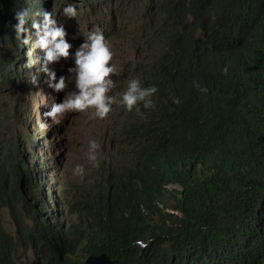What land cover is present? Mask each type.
Here are the masks:
<instances>
[{"label":"trees","instance_id":"obj_1","mask_svg":"<svg viewBox=\"0 0 264 264\" xmlns=\"http://www.w3.org/2000/svg\"><path fill=\"white\" fill-rule=\"evenodd\" d=\"M45 1L0 0V264H32L16 256L18 247L43 264H85L101 255L119 264H264V0L145 1L142 16L157 26L159 44L143 46L133 76L156 85V107L141 109L144 117L112 114L118 150L99 160L89 185L47 173L59 191L44 193L57 209L50 220L38 219L28 199L46 181L48 165L42 156L39 167L31 165L37 156L30 142L4 131L11 111L29 101L16 97L13 106L16 91L38 98L32 77L41 63L33 47L34 62L25 64L28 45L14 42V12L27 7L31 19L41 9L59 17L65 3L103 10L111 24L103 32L111 36L119 0ZM131 74L125 65L124 76ZM33 147L42 150L41 140Z\"/></svg>","mask_w":264,"mask_h":264},{"label":"clouds","instance_id":"obj_2","mask_svg":"<svg viewBox=\"0 0 264 264\" xmlns=\"http://www.w3.org/2000/svg\"><path fill=\"white\" fill-rule=\"evenodd\" d=\"M78 11V8L73 3H65L61 14L66 19H74L78 15ZM37 15L40 17L39 20L31 19L30 10L27 7L16 9L13 17L15 23L12 25V29L15 37L14 42L16 41V44H20L21 46L28 45V47H30H27L28 51L26 50L27 55L25 64L30 65L28 60L30 61L31 58H35V51L33 50V47L38 50L36 58H39L41 63L39 67L36 66L37 78L39 77L38 73L40 71L46 74L48 84L45 88L47 89L46 94L49 93L50 89L52 92H63V90L67 87L65 75L61 74L57 77L55 69L50 68L49 65L54 62H59L61 59L67 60L69 57L72 59V64L67 67L66 71L73 74L71 82L74 90L67 95V98L50 104L47 111L44 112V115L47 116L44 117L46 122H51L52 120L54 123L59 124L61 122L62 114L70 111L81 113L88 111L92 117L102 119V121L105 122L103 119L108 118L110 115L109 113L113 111L117 105L122 107L125 112H135L138 116L144 117L145 112L141 109H154L156 107L153 99L154 94L157 92L156 85L149 84L145 86L141 79L137 76L129 78L126 86H124L118 94H110L111 90L116 87V82L113 79V77L117 74L116 66L113 63H110V61L113 60L115 49L111 46L108 38L104 35L105 33L99 27H96L95 30L87 32L84 39H82L79 45L73 49L72 43L66 39L68 33L64 24L58 22L53 12L41 9ZM29 21L31 29L34 30V41H32V35L30 34V29L27 26ZM73 40L74 43H76L77 39L73 37ZM30 41L33 43L30 44L31 46H29ZM143 46L135 47L138 55H141L140 62H142L145 57ZM70 49H73V51L70 52ZM29 50H31V52H29ZM8 51L12 53V47H8ZM31 62H34L33 59ZM26 75V78H29L30 73H27ZM41 75L42 74H40V79ZM37 78L35 75L32 77L33 84L37 83ZM36 86L38 87L39 84L37 83ZM44 96L38 94V98H36V100L29 99V103L31 104L33 102L34 106L40 104L42 105L41 101ZM53 97L56 99V95H54V93ZM57 98L61 97L59 96ZM172 102L174 104H179L181 100L179 97L173 96ZM30 104L23 106L25 107V110L21 117L18 118L19 122L22 118H25L26 113H31L30 111L32 108L35 112H37V114L41 115V108H34L30 106ZM31 114L35 115L34 112ZM10 116L15 118L14 124H18L16 117L13 114H10ZM41 119L42 121H40V126L43 131H45L46 123L43 118ZM37 125L38 124L35 126V131ZM109 125L111 127L110 132L113 138L121 139L118 134L119 128L111 124ZM94 130L97 132V128ZM28 136L29 138L25 139L30 142L28 150L37 156L34 163L30 161L31 165L39 167L38 163L41 156L47 165L50 164L46 162L45 156L41 153V149L33 147V143L35 140L39 139V137H32L29 134ZM41 142L43 144V141ZM49 145L52 146L53 144L49 143ZM42 150H46L44 145ZM58 152L59 156L56 161V165L60 171V165L62 163L60 154L63 152H60L59 150ZM102 157L108 158V154H103L101 143L99 141L94 138H90L87 142L86 153V159L90 162V164H87L86 170L83 164H75L72 168V175L74 176L72 182L75 184L80 183L89 185L94 177L92 172L99 167V160ZM46 170L48 172L50 171L48 170V166ZM51 170L54 171V166H51ZM59 173L61 172H55V175ZM83 176H87L89 179L83 180ZM45 178L48 180L47 174L44 175V179ZM48 178L53 185V195L56 196L58 191V186L56 185L57 182L55 184L52 177L48 176ZM45 183L46 181L42 184ZM45 189L48 196H51L49 187L47 186ZM44 200L47 201V204L50 207L48 202L49 199H47V197H44L43 199H40L39 197H33V199L29 198L31 209H34V202L37 206H40V202ZM35 213L37 214V212ZM40 218L41 217L38 215V219ZM36 261L39 260L34 259L32 264Z\"/></svg>","mask_w":264,"mask_h":264},{"label":"rangeland","instance_id":"obj_3","mask_svg":"<svg viewBox=\"0 0 264 264\" xmlns=\"http://www.w3.org/2000/svg\"><path fill=\"white\" fill-rule=\"evenodd\" d=\"M145 1L146 0H119L113 6V8L115 9V27L112 31L111 36H107L106 34H104L111 43V46H113L115 49L113 60L110 61V63H113L116 66L117 74L113 77L116 82V87L111 90L110 94H118V92L122 90L124 86H126L127 80L135 75V68L137 65H139V62L141 60V55H138L135 47L159 44L158 41L153 40V38L156 36L157 26L153 25L149 19L142 16L145 7ZM45 3L48 6L51 5L50 0H46ZM58 12L59 17L56 16V18L58 22L64 24V27L68 33L66 39H68L72 43L73 49L79 45L82 39H84L86 33L89 32V29L83 27L84 25H90L91 31L95 30V23L100 24V29L102 31H107L111 27L109 21V13L106 14L103 10H101L99 15H96L91 10L81 9L74 19H66L61 14L62 10ZM39 18L40 17L36 15V19L39 20ZM73 37L77 39L76 43H74ZM30 44L31 43H29V46H31ZM165 44H167V42ZM73 49H70L69 51L71 52L73 51ZM32 59L34 58H31L30 61L28 60V63L31 62ZM71 64L72 59L71 57H69V59L67 60L61 59L59 62H54L49 65L50 68L55 69L57 77L61 74L65 75L67 87L63 90V92H52V90L50 89L49 93L46 94L47 89L45 88L48 85L47 76L41 71L38 73V94L42 96L45 95L41 101L42 105L40 104L34 106L33 102L30 104L29 101L26 103V105L30 104V106L34 108L40 107L41 118H43V120L46 116L44 115V112L47 111L52 102L67 98V95L74 90L73 84L71 82L73 74L66 71L67 67ZM125 65L127 66V69L132 73L128 78L124 76ZM40 74H42L41 79ZM37 83L35 85H37ZM2 89L3 88H0V92L2 91ZM53 93L54 95H56V99L53 97ZM34 96V94L26 93L25 91L22 96L19 91H16V93H14V95L10 99V103L13 106L17 104L16 97H26L28 99H33ZM59 96L61 98H57ZM2 106L4 107V98L0 93V108ZM121 109L122 107L118 105L115 106L114 110L109 113L111 116L103 119L105 122H103L102 119L92 117L90 112L88 111L82 113L76 111L66 112L62 114L61 122L56 126L53 125L54 122L51 119V122H46L44 120L46 123L45 131H43L40 126V117L38 115L36 116L31 113H26L25 118L18 122V124H14L15 118L9 116V122L5 125L4 131L10 139L19 140L20 142L23 139L25 140L26 138H29L28 134L32 137L38 136L39 139L43 141V145L46 148V150H41V153L45 156L46 162L50 163L48 164V170H51V166H54V172H61L66 181H72L74 178V176L72 175V168L75 164H83L85 170L87 169V164H90V162H88L86 159L87 142L90 138H94L101 143L103 154H109L111 151L118 150L117 147L119 142L111 135V127L109 124H111L114 120L112 114L119 112ZM24 110L25 107H23L22 109H18V111L13 109L11 113L15 117L18 114L19 118L23 114ZM116 116L120 117L118 113L116 114ZM36 124L38 125L35 131ZM96 128L97 132H95L94 130ZM49 143H52L53 145L50 146ZM23 144L24 142L22 143V145ZM58 150L60 152H63L62 154H60V159L62 162L60 165V171L56 165V161L59 156ZM35 160L36 159H32L31 162L34 163ZM47 173L48 171L45 169L44 175ZM42 175L43 174H40V177H42ZM88 179L89 177L83 176V180ZM47 186L49 187V190L51 192V198H53V185L48 178L45 184H42L37 189L32 188L30 190L28 199H32L33 197H39L40 199H43L45 197L44 193ZM61 186L63 190H66L63 181L61 183ZM76 187L78 189H82L85 186L77 185ZM173 190H175L173 187L169 188V191ZM51 200L52 199H49V204ZM169 204H171V202ZM33 208V210L37 212L39 217L44 218V220H50V216H55L57 213V209L52 205H50V207H43L42 205L37 206L34 202ZM3 220L6 229L11 233L14 232L15 225L14 222L11 221L7 211L3 212ZM25 222L29 227H31L33 224V220L31 218H25ZM23 255H27L23 258V262H26L28 259H30L31 261L35 259L31 250H29L27 254H24L21 248L18 247L16 256L23 257Z\"/></svg>","mask_w":264,"mask_h":264},{"label":"water","instance_id":"obj_4","mask_svg":"<svg viewBox=\"0 0 264 264\" xmlns=\"http://www.w3.org/2000/svg\"><path fill=\"white\" fill-rule=\"evenodd\" d=\"M34 264H42L40 261L34 262ZM85 264H119L118 262L111 261L107 256L101 255L98 257H90L85 261Z\"/></svg>","mask_w":264,"mask_h":264},{"label":"bare ground","instance_id":"obj_5","mask_svg":"<svg viewBox=\"0 0 264 264\" xmlns=\"http://www.w3.org/2000/svg\"><path fill=\"white\" fill-rule=\"evenodd\" d=\"M50 7H51V6H50ZM106 14H108V13H106ZM107 16H108V15H107ZM29 52H31V50H29ZM22 119H24V118H22ZM22 119H21V120H22ZM53 125L56 126L57 123H54ZM52 175H53V173H50V174H49L50 177H52ZM32 199H33V198H32Z\"/></svg>","mask_w":264,"mask_h":264}]
</instances>
